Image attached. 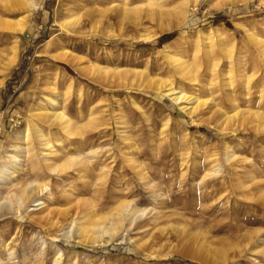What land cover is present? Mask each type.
<instances>
[{
  "label": "rangeland",
  "instance_id": "obj_1",
  "mask_svg": "<svg viewBox=\"0 0 264 264\" xmlns=\"http://www.w3.org/2000/svg\"><path fill=\"white\" fill-rule=\"evenodd\" d=\"M4 1L2 20L26 22L0 28V167L23 165L0 177V264H264V0H162L163 25L119 16L147 0L11 14ZM172 86L206 104L183 110ZM43 107L76 136L46 132L52 149L20 140ZM237 111L259 116L222 130ZM32 181L48 187V213L2 216Z\"/></svg>",
  "mask_w": 264,
  "mask_h": 264
},
{
  "label": "bare ground",
  "instance_id": "obj_2",
  "mask_svg": "<svg viewBox=\"0 0 264 264\" xmlns=\"http://www.w3.org/2000/svg\"><path fill=\"white\" fill-rule=\"evenodd\" d=\"M7 1L8 2L10 1V2L8 3ZM147 1H148V3H147L148 9H146L147 11L145 10V12H142V9H139V8H137L136 10H133V11H129L126 8H123V9L120 8L121 12H120L119 16L124 19V18H128L131 15H133L130 19L134 20L135 23H139L143 13H145V15L147 14L145 16V18L149 19L151 22H159L163 25L164 19H166L167 17L170 16V15H168L170 12L166 11L164 9L163 2H161L162 0H147ZM188 1L190 3H192V5L195 8L200 0H188ZM6 2L7 3H5V1H4V8H3L5 10L4 12L6 14H11L13 12H20V11H24V12L29 11V12L33 13L36 10H38V8H39L38 0H6ZM243 2H244V0H222L220 2V4L219 3L218 4L224 5V4H228V3L236 4V3H243ZM115 4H117V3H115ZM22 8H25V9H22ZM76 9H78V8L76 7ZM101 14H104V13H101ZM25 20H26V18H21V20H19L18 22L13 23L7 19L2 20V18L0 17V28L10 29V30L12 29V31H15L16 34H21L25 31V22H26ZM78 21H80V20H78ZM78 21H75L74 24L76 25L78 23ZM96 21L98 22V21H100V19H98ZM169 28L170 27L166 28L163 26L161 28L160 32L162 33L164 31L168 30ZM155 35H158V33H156ZM151 37H152L151 35H147L146 39H150ZM58 59H60V61L61 60L67 61L66 55L58 57ZM147 83L151 89H154L156 91H164L163 89H165L169 85V84L167 85L166 82H163L161 80H158V81L148 80ZM167 91H168L167 95L172 97V100L174 101V103L179 104V105L185 104V107L183 108V110H189V111H191V114L198 112V110L201 108V106L206 104L205 102H201L198 97H192V96L188 95V93H185L182 91L177 92L175 89H173V86H172V88H169ZM54 102H56V101H54ZM43 108H45L43 110L44 112L43 113L41 112L42 113L41 115H40V113H38L39 114L38 117L35 116V117H37V119L35 118L36 121H35L33 128L30 129V127H27L24 135H21L20 140L25 142L30 137H32V143L37 142V144L39 143L40 145H43L44 147L51 148L52 146L49 147L50 141L46 139V137L48 136L46 134V132L50 133L53 130H56L55 132H58L61 135L62 134L65 135L67 137V139H72V138H69V136H71L73 134V131L75 129V124L71 121V119L68 118V116H66L61 111H54V112L50 113L49 110L46 109V107H43ZM251 115L252 116H259V114H252V113H249V115H246V116L249 117ZM237 117H239V118L243 117V120L248 119L247 117H245V114H243L242 111H237L233 116H229L228 113H223L221 115V119L223 121V122H221L222 125L220 123L222 130H225L226 127L228 125H230V122ZM33 122H34V120H33ZM30 133H32L31 136L29 135ZM73 136H76V135L73 134ZM73 136H71V137H73ZM29 143H26V144H29ZM26 144H25V146H26ZM33 145H35V144H33ZM30 147H31V145L30 146L28 145L25 147L26 154L31 153L30 151H32V148H30ZM22 149H24V148H22ZM39 155L42 156L41 158L43 159V162L50 161L52 156H54L52 151H50V155H52V156L44 155V153L43 154L40 153ZM13 157L15 158V160H17V158H18L15 156H13ZM50 164L46 165V166H49L48 168H51V170H55L51 167ZM11 169H13L14 171H12ZM15 170L16 171L17 170L22 171L23 170L22 163L18 162L16 167H10L9 165H6L4 169H3V167H0V177H3V176L11 177L12 174L13 175L15 174ZM47 189H48V187L46 185L40 186V184H37L33 181L30 182L27 186L23 187L19 192L14 194L15 201L7 202V204H5V206H3V208L1 210H2V212L4 211V214H2V216L5 215V213H7V212L8 213L9 212L19 213V212H21V208L23 206H27L30 203L31 204L33 203V205L35 207L39 208L38 209L39 211L41 210L43 215H46L49 211V208L46 205V203L40 199V197L43 195L44 191ZM17 207H18V209H17ZM126 212H128V214L130 215V212L128 209H126ZM46 217L42 216L41 218H39V221L42 222V220L46 219Z\"/></svg>",
  "mask_w": 264,
  "mask_h": 264
}]
</instances>
